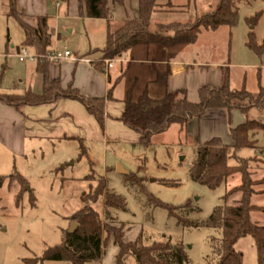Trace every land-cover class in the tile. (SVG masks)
<instances>
[{
    "label": "rangeland",
    "instance_id": "obj_1",
    "mask_svg": "<svg viewBox=\"0 0 264 264\" xmlns=\"http://www.w3.org/2000/svg\"><path fill=\"white\" fill-rule=\"evenodd\" d=\"M10 1L13 2L0 0V93L17 94L23 90L28 69L34 59L19 61L17 57V48L23 45V30L11 13ZM56 1L60 7H56ZM218 2L189 0L188 5L187 1L184 2L183 9L174 10L160 18L166 23H193L199 16L215 8ZM232 2L238 11L236 25L231 28L222 26L214 32L201 28L198 43L193 47H202L210 52L209 55L212 53L220 58H230L234 64L231 88L239 89L244 85L247 90L255 93L258 85H264V48L254 53L253 45L250 51H246L243 42L247 40L256 45L263 42L264 46V0ZM20 4L23 6V1ZM64 6V0L47 2L50 24L56 28L59 36L56 48L58 51L67 49L75 56H86L100 41L99 33L93 34V37L88 35L82 20L72 22L68 19L63 12ZM30 15L27 13L24 18L29 20ZM255 15L256 19L250 22L249 18ZM154 17L157 18V15L151 18L150 29L154 28ZM69 22L72 23V31H68ZM27 50L33 52L29 47ZM239 64L246 65L240 67ZM239 78L243 80L241 86L236 88ZM17 111L22 112L21 109ZM246 119L264 123V102L249 107L246 114L239 108L231 110V127ZM250 138L255 140V147L240 148L236 154L241 158L254 157L248 162L250 178L256 181L253 185L255 192L250 200L252 204L264 206V133L256 130ZM198 144L191 141L177 126H172L163 134L154 135L149 145L123 138L107 143L86 142L83 145L77 141L36 140L21 155L12 152L0 141V264H69L63 261H42L41 257L48 248L63 242L75 212L83 205L81 194L93 192L91 190L97 181L85 178L91 173L105 178L107 191L125 198V208L110 209L109 214L114 218V224H125L126 239H134L142 231L145 243L170 240L172 244H182L187 256L186 264H213L210 237H217L219 233L204 223L214 207L224 203L235 204L239 200L240 192L233 193L227 200L222 196L240 184L241 175L237 173L225 178L214 189L191 180L189 168ZM82 146L87 149L85 154L81 153ZM227 162L230 165L237 163L232 157ZM118 165L145 178V190L159 200L172 205L189 203L188 207L179 208L176 213L191 225L179 224L176 218L168 216L166 209L147 203L138 185H132L117 170ZM16 174L24 179V184L20 183ZM88 204L101 217L104 216L102 197ZM250 218L264 226L263 213L252 211ZM234 247L242 253V264H257L255 244L250 235L240 237ZM112 248L107 242L101 258L90 264L109 261ZM125 263L134 264L133 256L125 257Z\"/></svg>",
    "mask_w": 264,
    "mask_h": 264
},
{
    "label": "trees",
    "instance_id": "obj_2",
    "mask_svg": "<svg viewBox=\"0 0 264 264\" xmlns=\"http://www.w3.org/2000/svg\"><path fill=\"white\" fill-rule=\"evenodd\" d=\"M70 1V0H64ZM79 3V15L89 18H100L107 22L106 41L101 51L99 60H94L99 70H104V60L119 58L129 48L138 43H156L170 46L179 43H193L196 41L200 29H216L225 25L229 28L236 25L238 11L232 0H219L211 11L199 16L193 23L170 22L158 23L154 30L150 29L151 15L156 8V0H138V17L124 19L117 29L110 28L112 10L107 0H77ZM122 5L125 0H112ZM187 0L186 5H188ZM12 15L18 20L23 30V46L32 48L36 54V70L42 74V92L35 94L31 91L23 94L0 93V100L17 109L24 104H40L50 102L55 98L64 97L81 101L87 111L94 116L101 128L105 124V102L111 100L113 84L108 88L105 97H84L72 84L63 89L57 79H50L47 72L48 59L46 56L51 51V32L47 25V17L41 16L35 27L27 24L22 14L10 1ZM249 18V21L256 19ZM254 43L251 42V47ZM168 70L157 73L154 81L165 84ZM259 74V73H258ZM198 100L189 101L186 91L181 89L179 95L165 92L160 97H152L147 91H143L136 98L131 90H127L123 99L124 109L118 118L128 128L136 130L139 134L138 143L151 144L154 135L163 134L172 126H177L186 135L187 123L194 117H199L207 109H224L228 114L239 108L246 114L251 106H257L264 102V85H258L255 93L247 90L244 85L239 89L228 85L215 88L201 86L197 90ZM256 130L264 133V123L255 119H246L244 122L229 128L231 143H224L219 137L198 144L196 155L189 168L191 180L205 185L211 189L218 187L222 181L234 174L241 175L240 184L232 187L222 196L224 200L233 193L240 192V198L235 204L219 205L213 208L208 216L206 226L218 231V236H211V248L213 264H242V253L235 249L236 241L245 235H250L255 244L257 264H264V226L259 225L250 218L252 211L264 214V206L251 203V195L255 192L251 180L248 162L252 158L238 157L236 152L243 147H255V140L250 136ZM81 153L85 154L83 146ZM235 158L237 163L228 164L229 158ZM126 180L132 185H138L144 193L147 203L166 209L169 217L176 218L177 223L191 225L189 221L181 219L176 213L179 208L188 207L189 203L172 205L165 203L155 196L147 193L143 185L145 178L138 177L127 171L123 173ZM20 183L25 181L19 175ZM88 180H96L97 185L91 190V194H81L83 205L75 212L73 222L76 227L73 232L65 235L60 245L48 248L42 261H64L69 264H85L88 261H97L101 258L109 238L118 251L115 262L112 264H126L125 257L132 255L134 264H186L187 256L182 244H172L170 240L152 241L145 243L142 231L134 240L123 239L125 224H114V218L109 214L110 209H124L125 198L109 192L105 188V178L89 174ZM164 182V181H163ZM167 182V181H166ZM102 197L104 204V216L100 214L88 202H96Z\"/></svg>",
    "mask_w": 264,
    "mask_h": 264
},
{
    "label": "crops",
    "instance_id": "obj_3",
    "mask_svg": "<svg viewBox=\"0 0 264 264\" xmlns=\"http://www.w3.org/2000/svg\"><path fill=\"white\" fill-rule=\"evenodd\" d=\"M21 1H23V6L20 4ZM186 1L164 0L161 2V0H156V8L151 18L156 15L157 18L154 17L156 20H154L155 24L152 30L158 23L166 24L163 22V18H160L162 15L183 9ZM13 2L16 10L22 14L23 20L30 26L35 27L39 17H47V25L51 32L50 50H57L56 45L59 36L56 33V28L50 24V16L47 12L48 0H13ZM107 2L112 10V18L109 22L111 29L112 27L116 29L118 26L120 27L124 19L138 17V0H125L122 5H118L112 0H107ZM64 3L63 12L68 19L72 22L78 19L82 20L85 32L91 37L93 34L99 33L100 41L95 44L94 50L86 56H81L86 57L89 62H75L69 58L60 61L48 59V76L50 79H57L63 89L72 84L84 97H105L108 88L113 84V98L105 102L104 127L101 128L94 116L87 111L85 105L76 99L59 97L46 103L24 104L20 107L22 112H18L17 108L0 100V141L12 152L24 155L25 149L29 148V145L36 140L77 141L83 145L86 142L107 143L114 139L123 138V140L138 143L139 134L131 132L132 130L118 119L124 109L123 99L127 90L130 89L132 96L136 98L143 91H147L152 97H160L165 92L179 95V91L184 89L189 101H197V90L201 86L219 88L228 85L231 87V71L234 64L228 57L224 59L223 56L220 58L212 53L209 55L210 52L205 51L204 48L193 47L198 43V36L193 43H179L170 46L156 43H138L119 58L112 59L110 67H104V70L97 69L92 62L101 57L100 49L103 48L106 41L107 22L104 19L79 15L77 0L64 1ZM55 5L60 7L57 1ZM27 13H31L29 20L24 18ZM71 24L69 22L67 26L68 31H72ZM222 26L213 30H205L214 32ZM262 44L256 45L254 43V53L263 50ZM251 48L249 41L245 40L243 49L250 51ZM227 52H230V39L228 40ZM36 63V58H34L32 66L28 69L23 90L17 94H23L27 91L35 94L42 92V74L36 70ZM244 65L246 64H239L238 66ZM167 70L169 73L166 75L165 84L154 81L157 73H163ZM242 80L243 78L238 80L236 88L241 86ZM230 127L226 110L207 109L199 117L189 120L186 135L195 144L203 143L212 137H219L223 142L231 143ZM115 224H120V222H115ZM123 239L130 241L135 238L126 239L124 231ZM108 244L113 246L109 252L111 258L103 264L114 263L118 251L112 237L109 238ZM91 262L88 261L85 264Z\"/></svg>",
    "mask_w": 264,
    "mask_h": 264
},
{
    "label": "built area",
    "instance_id": "obj_4",
    "mask_svg": "<svg viewBox=\"0 0 264 264\" xmlns=\"http://www.w3.org/2000/svg\"><path fill=\"white\" fill-rule=\"evenodd\" d=\"M17 57L19 61H24L27 58H31V59L36 58V54L34 52H28L27 47L22 46L20 48H17ZM46 58L52 61H60L62 59L70 58L72 59V61L75 62H82V61L89 62V60L86 57L72 55V53L67 49L63 51L51 50L46 56ZM111 65H112V59L104 60L105 68L110 67Z\"/></svg>",
    "mask_w": 264,
    "mask_h": 264
},
{
    "label": "water",
    "instance_id": "obj_5",
    "mask_svg": "<svg viewBox=\"0 0 264 264\" xmlns=\"http://www.w3.org/2000/svg\"><path fill=\"white\" fill-rule=\"evenodd\" d=\"M117 170H118L120 173H122V174L127 172L126 170H124V169L122 168L121 165H118V166H117ZM75 227H76V223L73 222V221H71V222H70V225H69V229H68V231H67V234H68L69 232H73L74 229H75Z\"/></svg>",
    "mask_w": 264,
    "mask_h": 264
}]
</instances>
